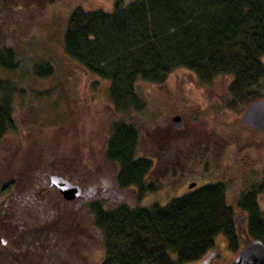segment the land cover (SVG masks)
Instances as JSON below:
<instances>
[{
	"label": "rangeland",
	"instance_id": "1",
	"mask_svg": "<svg viewBox=\"0 0 264 264\" xmlns=\"http://www.w3.org/2000/svg\"><path fill=\"white\" fill-rule=\"evenodd\" d=\"M26 1L21 6H15L11 0L0 1V42L11 46L12 61L16 64L10 71L0 67V79L15 85V93H18L12 98L13 126L0 138V186H6V189H0V209H3L0 213V264H25L23 262L35 258L39 262L30 264H52L51 260L54 264H98L102 256L100 233L88 225L92 224L85 201L97 198L106 204L162 203L183 192L186 181L197 184L209 179L213 181L216 174L212 175L214 167L211 164L215 163L219 150L214 130L206 135L205 151L207 163H210L206 167L191 160L185 164L186 155H180L181 149L173 147L188 141L191 134L195 140L199 131L201 134L210 131L212 121H208V116L219 121L222 111L208 105L210 100L193 82L200 80L183 67L170 70L164 80L168 86L181 84L182 98L175 96L169 102L171 110L177 109L180 114V128L175 129L169 122L172 111L145 91L151 81H135V90L142 101L140 106L128 105L127 112L114 110L109 101L108 81L68 57L61 43L62 29L72 7L110 11L113 0H53L48 4L45 0ZM120 1L126 4L129 0ZM260 59L264 65V53ZM44 63L50 69L49 74L34 75V67ZM220 79H230V75L216 74L207 82L215 88ZM259 89L264 97V77L259 81ZM178 101L201 106L194 111L193 107L186 108ZM117 118L135 124L136 155L161 144L164 147L171 145L178 154L177 160L157 163L150 168L144 178L148 188L139 197L133 188L116 187L113 180L115 166L103 157L108 123ZM243 142H246L244 134H240L238 163L247 162L242 156ZM155 152L158 157L162 156L161 151ZM249 157L250 189L256 192L259 209L264 210V129L250 130ZM52 173L75 182L81 194L63 199L48 184V175ZM244 176H235L239 180L230 181L224 196L235 211L241 243L247 237L236 203ZM50 230L56 234L58 231L60 235L55 237L58 239L56 245L44 244L24 250L27 246L23 244L24 239L30 233L43 234ZM235 253L227 247L223 237L216 234L209 251L200 258L178 264H232ZM47 254L48 258H40ZM169 255L174 259L173 253Z\"/></svg>",
	"mask_w": 264,
	"mask_h": 264
},
{
	"label": "trees",
	"instance_id": "2",
	"mask_svg": "<svg viewBox=\"0 0 264 264\" xmlns=\"http://www.w3.org/2000/svg\"><path fill=\"white\" fill-rule=\"evenodd\" d=\"M11 1L15 6L28 2ZM112 2L110 11L72 7L62 29L61 43L68 57L108 81L114 110L127 112L128 105H141L135 90L137 79L161 82L176 67L192 71L205 82L216 74L230 75L228 90L240 103L262 96L259 81L264 77L260 59L264 53V0ZM10 48L0 42V67L9 71L16 67ZM49 72L45 63L36 65L33 71L36 76ZM15 92V85L0 79V138L13 126L12 98L18 94ZM136 144L137 128L133 122L124 118L109 121L103 157L115 166L116 187L133 188L139 197L148 188L144 178L151 164L135 154ZM255 193L250 189V194L239 197L236 206L243 211L245 236L258 238L264 245V210L259 209ZM84 206L91 217L92 225H88L100 233L102 256L98 264H178L209 251L216 234L235 252L247 241L241 243L235 212L216 182L197 184L162 203L106 204L90 198ZM55 234L54 230L30 233L24 239V250L56 245L60 235L58 231ZM44 257L49 254L40 258ZM35 261L39 259L23 263Z\"/></svg>",
	"mask_w": 264,
	"mask_h": 264
},
{
	"label": "flooded vegetation",
	"instance_id": "3",
	"mask_svg": "<svg viewBox=\"0 0 264 264\" xmlns=\"http://www.w3.org/2000/svg\"><path fill=\"white\" fill-rule=\"evenodd\" d=\"M164 80H162L161 82H151L150 87L145 91L151 94L152 98L156 102H158L161 105H164L168 110L169 109L171 110V107L169 106L170 104L169 102L171 101L170 99L175 96H180V98H182L183 94L181 92V84L174 83L171 86H168L164 83ZM193 82L196 84V86H198L204 97L210 100V104L208 105H214L216 108L222 111L221 112L222 115L219 121H214L211 118V116H208V121L209 122L212 121V126L209 127L210 131H203L202 134L201 131H199L200 134L197 136L195 140H192V134H191L188 137V141H184V143L181 142V146L180 143H177L176 146L173 148L181 149L180 155L182 156L186 155L185 164L186 162L191 163L193 161L194 163L200 164V166L206 167V165L210 164L207 163L208 157L205 151L206 139H207L206 135H208L209 132L213 133L211 130H214V133L217 134V142H218L217 148H219V150L217 152L216 161L214 164H211V166L214 167L212 175L216 174V178L212 179L213 181H210L211 179L204 180L205 182L203 181V184L207 182H216L220 184L225 196V191L226 188H228V186L230 185V181H232L233 179L239 180V178L237 177L234 178V177L241 174L245 176L242 178L243 183L241 184L238 190V195L240 197L243 196L244 194H250V157H249L250 130L253 128H251L249 124L242 122L240 119L243 111L246 109L248 104H250V101H248L247 103L245 102L240 103L238 102V100L236 101V99L233 98V96L228 90L230 79H220L215 85V88H211V83L209 84L208 82L206 83L205 81H200L198 83H196L195 81ZM211 100H215V101L211 102ZM178 103L182 104L180 101H178ZM178 103H174V106H177ZM182 105L186 108L193 107L194 111H197L196 108L201 106V104L193 105V106H191L190 104L187 105L182 104ZM171 111L172 112L170 113L169 122L172 116L177 115L180 121V125L178 127H175V129H178L181 127L180 114L177 111V109ZM240 134H244V138L246 141L243 142L244 149H242L243 150L242 156L245 158L244 160L247 159V162L243 161L241 163H238V160L236 159L239 155L237 142ZM137 140H138V136H137ZM161 145L155 146L154 147L155 149H151V147H149L145 151L141 150V152L139 153V156L145 157L150 161L151 168L157 163L162 164L172 159L177 160L178 158V154H176V152L173 151L171 145H168L167 147ZM155 151H161L162 156L158 157ZM172 153L174 156L172 155ZM188 160H191V162H189ZM246 163H247V169L246 168L244 169V164ZM240 168H241V173H238V170ZM243 171H245V173ZM186 182L187 183L184 186L185 189L183 190V192L197 185V183L192 180ZM191 182L193 184L188 187L187 185ZM80 194H81V189H80ZM240 211H241L240 216L243 218L242 216L243 211L242 210Z\"/></svg>",
	"mask_w": 264,
	"mask_h": 264
},
{
	"label": "water",
	"instance_id": "4",
	"mask_svg": "<svg viewBox=\"0 0 264 264\" xmlns=\"http://www.w3.org/2000/svg\"><path fill=\"white\" fill-rule=\"evenodd\" d=\"M241 121L249 124L254 129H264V97L256 98L248 104L243 111ZM174 127L180 125L177 115L170 118ZM48 184L54 187L63 199H71L79 194V187L65 177L58 174H50L47 178ZM189 183L187 186H191ZM233 264H264V245L258 238H252L239 248L233 258Z\"/></svg>",
	"mask_w": 264,
	"mask_h": 264
}]
</instances>
